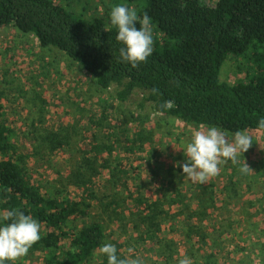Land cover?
<instances>
[{
	"label": "trees",
	"instance_id": "1",
	"mask_svg": "<svg viewBox=\"0 0 264 264\" xmlns=\"http://www.w3.org/2000/svg\"><path fill=\"white\" fill-rule=\"evenodd\" d=\"M124 1L136 3L138 16L142 18L146 13L154 27L153 54L136 68L121 62V45L115 40V27L108 26L101 17L88 21L74 15L55 0H0V27L14 26L25 35L35 36L41 48L62 51L94 80L99 91L114 87L115 98L120 102L128 100L136 90H142L146 93L144 101L151 103L149 109L158 114L192 124L216 125L229 133L264 130L257 125L258 119L264 116V0ZM230 55L246 58L248 64L247 77L234 84L221 79L223 65ZM153 88L159 90L157 94H153ZM2 95L0 91V215L19 209L40 222L41 238L30 251L40 252L44 264H93L99 246L109 241L106 221L116 217L125 220L120 215L119 203L101 201V217L94 218L86 197L64 196L60 190L44 189L37 183L29 161L38 153L35 149L29 154L22 151L18 131L6 117ZM166 100L174 101L171 109L163 107ZM103 109L96 122L99 129L93 130V139L87 138L97 152L96 157L85 159L79 167L97 172L98 159L105 162L104 154L119 153L118 149L123 152L121 156L138 155L139 167H116L114 183L119 185L116 186L119 190L120 186L129 189L130 180H134L138 191L128 195L133 206L134 227L145 228L139 242L154 240L158 238L153 230H159V220L161 231L166 228L168 207L178 205L180 212H184L196 202L195 198L199 204L202 202L200 193L190 184L186 191L191 197L186 196L182 192L187 185L182 168L173 171L166 162L161 160L159 164L153 151L146 148L145 137L139 132L131 134L125 122L121 128L125 136H121L115 123L114 132L104 133L108 109ZM69 136L61 138L49 133L48 152L40 160L50 159L58 147H70ZM143 164L151 179L156 180L154 186L151 183L144 189L137 186L141 176L138 175L137 181L131 176L133 171L139 173ZM167 170L173 172L167 173ZM82 174V171L76 172V176ZM248 177L249 174H243V180L254 181ZM231 178L227 177L229 181ZM88 182L85 180L83 186ZM147 189L158 190L160 195H149ZM206 197L213 199L214 194L211 192ZM222 230L220 236L227 232ZM165 241L161 240V247ZM155 253L159 258L168 259L164 250L157 249ZM99 257L107 264L105 257Z\"/></svg>",
	"mask_w": 264,
	"mask_h": 264
},
{
	"label": "rangeland",
	"instance_id": "2",
	"mask_svg": "<svg viewBox=\"0 0 264 264\" xmlns=\"http://www.w3.org/2000/svg\"><path fill=\"white\" fill-rule=\"evenodd\" d=\"M55 1L88 21L101 17L108 26H112L109 12L115 4L123 3L137 10L136 3L129 4L124 0ZM247 72V59L230 55L223 65L221 79L234 84L246 78ZM94 84V80L62 51L41 48L35 36L25 35L14 26L0 27L2 102L7 110L8 122L18 131L17 139L22 151L29 154L35 149L38 153L29 161L37 183L44 189L60 190L64 196L86 197L94 218L101 217V201L118 202L120 215L125 220L116 217L106 223L108 242L119 246L117 249L121 257L139 256L144 264H178L184 256L190 257L193 264H264V130H247L253 140L240 158L242 163L249 165L248 178L254 181L243 180V174L230 161L220 165L219 174L203 184L185 177L187 185L182 192L191 197L186 190L188 185H193L194 190L200 193L203 204L195 198L196 202L184 212H180L178 205H170L168 219L164 223L166 228L161 231L159 220V230H153L158 238L139 242V235L145 233V228L134 227L133 206L128 196L131 191H138L136 183L132 179L129 189L120 186L119 190L113 175L122 166L139 167L141 161L137 160L138 155L130 158L121 156L123 152L118 149L119 153L104 154L105 162L98 159L95 164L97 172L91 173L89 169L79 167L85 159L96 157L97 152L90 147L87 138L93 139V130L99 129L96 122L102 116L103 108L108 109V120L103 122L104 133L114 132L112 127L115 123L117 130L122 132L121 136H125L121 130L122 122H125L131 134L139 132L145 137L146 148L153 151L159 164L162 160L168 167H173V171H177L180 167L178 162L185 159L180 149L181 141L188 140L194 130L205 125L155 113L149 109L151 103L144 101L146 93L142 90H136L128 100L120 102L115 98L114 87L99 91ZM110 125L111 128H108ZM49 133H56L61 138L70 135L72 143L68 148H56L51 158L44 162L40 158L48 152L46 138ZM142 166L139 173L132 170L131 176L136 181L138 175L141 176L137 186L144 189L149 188L151 183L155 184L156 180H152L144 164ZM253 170L255 172H251ZM77 171L83 174L76 176ZM173 171L167 170V173ZM228 176L232 177L230 181ZM85 180L89 182L83 186ZM211 192L214 198L207 199ZM146 193H153L154 197L160 195L158 190L147 189ZM207 202L210 207L205 208ZM220 229L227 231L224 236H220ZM162 239L166 241L161 247ZM157 249L166 251L168 259L159 258L155 253ZM99 255V252L96 253L97 260L93 264H103ZM15 264H44L43 255L29 250Z\"/></svg>",
	"mask_w": 264,
	"mask_h": 264
},
{
	"label": "clouds",
	"instance_id": "3",
	"mask_svg": "<svg viewBox=\"0 0 264 264\" xmlns=\"http://www.w3.org/2000/svg\"><path fill=\"white\" fill-rule=\"evenodd\" d=\"M109 22L116 28L115 40L121 45V62L136 68L146 63L154 51V34L151 18L145 13L139 17L137 10L126 4H115L109 12ZM153 88V94L158 93ZM174 101L166 100L164 108L171 109ZM257 125L264 129V116ZM253 138L246 129L227 132L216 125L201 126L194 130L190 138L181 141L184 161L178 162L182 174L193 182L205 183L210 177L219 174L220 165L228 163L236 166L241 174L249 173V165L241 162V155L248 151ZM41 238V224L31 214L19 209H11L0 215V264H15L25 256ZM99 253L107 264H144L141 257H121L115 244L104 242ZM178 264H193L190 257L184 256Z\"/></svg>",
	"mask_w": 264,
	"mask_h": 264
}]
</instances>
